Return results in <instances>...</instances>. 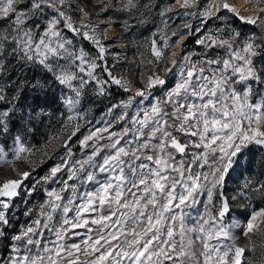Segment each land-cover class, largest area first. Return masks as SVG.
Wrapping results in <instances>:
<instances>
[{
	"label": "snow or ice",
	"instance_id": "6c2138e0",
	"mask_svg": "<svg viewBox=\"0 0 264 264\" xmlns=\"http://www.w3.org/2000/svg\"><path fill=\"white\" fill-rule=\"evenodd\" d=\"M175 2L198 6V0ZM95 4L99 11L91 13L73 0H0V105H7L0 107V165L19 177L0 182V264H264V243L258 248L254 242L264 233V207H252L255 198L264 201V178L245 177L231 200L225 188L240 156L253 144L264 148V0H246L247 15L226 0H211L202 24L223 23L197 38L205 50L199 60L172 51L170 66L158 68L168 63V50L183 53L200 27L194 33L184 24L187 31L170 36L159 28L153 32L145 45L152 58L141 54L150 74L142 71V86L108 108L102 127L88 129L76 158L69 141L80 131L88 89L96 97L110 95L113 87L132 91L131 82L107 63L105 42L112 37L103 34L113 18L106 14H126L120 26L130 33L145 22L143 13L137 18L141 8H153L151 0ZM222 10L231 18L221 17ZM169 11L170 5L159 15ZM160 33L162 45L155 38ZM13 70L18 80L11 78ZM8 88H14L11 98ZM25 88L45 95L56 88L66 110L63 128L75 122L63 141L66 156L31 187L24 184L35 171L30 158L42 150L26 137L44 109L23 103ZM116 125L122 127L112 130ZM17 162L32 172L21 171ZM41 185L43 201L26 209L30 219L16 230L14 198L22 187L31 196ZM237 200L250 209L242 220L233 212ZM238 233L248 244L237 243ZM79 236L85 238L69 242Z\"/></svg>",
	"mask_w": 264,
	"mask_h": 264
},
{
	"label": "rangeland",
	"instance_id": "374dc122",
	"mask_svg": "<svg viewBox=\"0 0 264 264\" xmlns=\"http://www.w3.org/2000/svg\"><path fill=\"white\" fill-rule=\"evenodd\" d=\"M183 0H181V3ZM211 0H198V6L192 7L189 6L188 8H181L180 4L176 3L175 0H172L167 6H171L174 11H169L166 13L165 17H161L159 15L160 11L164 9L165 7H162L158 10H156L152 15H150L147 22H144L143 24H138L136 28L132 32H125L124 29L120 26L125 19H127L126 14L116 12L114 13V16H111L113 18V24L111 28H108L107 31L103 35H107L109 37H112L111 40L106 41L108 45V55H107V63L109 66L115 67V71L117 73H120L124 75L130 82L132 91L125 93L123 90L117 89L116 87H113L111 89V94L104 97H96L93 96L91 89H88V96L83 101L82 105V111L81 114L84 117L79 123L81 124L80 131L76 133L74 137H72V140L69 141V144L72 148V152L76 156V158H80L82 153L79 146L78 141L83 137V135L88 131L89 128H95V127H102L103 120H107L110 117L107 115L108 108L112 104L118 103L122 99H126L127 96L132 95L135 92V89L138 87H141V82L139 79L140 73L143 71L145 75L150 74L147 71L146 64H142V56L143 59H149L151 57V52L147 45L149 43V38L152 37L153 32H155L158 28L163 29L165 32V29H167L166 33L170 36L171 32L173 30L179 29L181 32L187 31L182 26L184 24H189L192 26V30L195 33V29L197 27L201 28L200 33H196L192 36H194L191 40H186L185 42V49L183 53L181 52L180 48H174L168 50V63L166 65H159L158 68L162 69L164 66H170V61L173 58L171 56V52L175 51L177 53V57H181L182 55H192L193 60H199L201 57V54L205 51L202 47L198 46L196 44L197 38L199 36L203 35L204 32L208 31L209 29L214 30L216 24L223 23V21H207V27H204L202 24V20H204V17L202 15L203 10L209 5ZM226 2L229 5L235 6L237 9L240 10L241 15H247L248 12L245 11V8H248V11H251L250 6L246 4V0H226ZM73 3H79L80 6L84 7L87 11L91 13H95L99 11V6H97L94 2H87L84 3L82 0H73ZM166 6V7H167ZM224 11V10H222ZM185 12H191L194 13L193 15H184ZM75 18H79L80 13L79 12H73L72 13ZM107 15V14H106ZM108 16V15H107ZM221 17H227L224 15H220ZM140 16L137 15V18ZM93 20L96 23H99L101 27H105L104 22L101 17L93 16ZM167 20L168 27L164 28L163 21ZM234 25L239 26V24ZM69 35H71L69 33ZM103 35L101 37L103 41ZM163 35V33L158 34L155 38L158 41V44L162 45L163 41L160 39V36ZM173 41H175L176 37L172 38ZM84 48L87 51L92 52L93 54H96V50L92 47V45L87 42H82ZM222 53V50H217ZM18 70H13L11 72V78L12 79H19L18 76ZM173 81L169 80V86ZM54 88H50L47 90V93L52 91ZM56 89V88H55ZM14 93V88H8V95L9 98ZM35 95L38 99H35L34 105L36 108H43L44 109V115H48L47 118L49 121L52 122V125L49 127H45L43 130L40 129L39 136L37 137H26L29 140V143L36 146L37 148H40L42 151L41 153H38L36 156L31 157L33 165H35V171L32 172V167L28 164H25L23 162H17L16 167H18L21 171H29L32 172L33 179H29L24 181V184L27 187H31L32 184L35 182L36 178L44 176L48 170L58 163L62 157L66 156V149L63 146V141L67 140V137L71 135L72 130L75 127V122L72 123L68 128H63V125L65 123V117H66V110L63 108L61 103L57 100L55 105L52 107V109L48 110L47 106H44L42 100L40 97L42 94H45L43 92H37L33 93L28 88L24 89L23 95L25 97H29L30 94ZM59 95V93H58ZM156 95H162V93L157 90ZM7 105H0V107H6ZM56 113V118L52 120V117H50L49 114ZM61 113H65L64 116L61 115ZM118 114V111H115L113 115ZM122 127V125H116L114 129L112 130H119V128ZM54 128V129H53ZM107 135V134H105ZM51 137H59L60 139L52 140L50 144H48V141ZM10 143V141H9ZM103 143V141L101 142ZM47 144V147L45 145ZM256 145H251L242 156H240L236 167L234 170L230 173L228 182L225 186L226 188V195L231 200V197L236 194V192L240 189L245 177H260L264 178V164L260 165L262 167H258L260 164L261 159V153H260V147L259 149L254 148ZM264 149V148H263ZM46 151L48 153L47 156L43 155L42 153ZM247 160L249 163H247ZM43 161V162H41ZM262 163V162H261ZM248 164V165H247ZM247 166V167H246ZM66 176V173H65ZM7 178H13V179H19V177L9 168L8 165H0V182H2L4 179ZM83 190V189H81ZM44 199V193H43V185L38 186L37 190L32 193L31 196L27 194L26 191H24V188L22 187L20 189V194L16 198H14L13 202V209H15V215L13 217L12 223L16 226V230H18L19 225L21 223H25L30 217H26L24 215V212L28 207H32L33 205H36L40 202H42ZM203 199H206V196L203 197ZM27 201V203H25ZM252 207L259 208L264 207V201H261L259 198H255L252 201ZM199 211L203 212V203H201L199 206ZM232 208L234 214L237 216V219H243V217L250 214V209H245L243 206V203L240 200L232 202ZM195 215V213H193ZM17 219V220H15ZM76 231H80L84 233L85 229H77ZM239 235V233H238ZM84 236L79 237H73L71 242H80L82 239H84ZM254 242L256 243L257 247L264 243V233L257 234L254 237ZM237 243L240 246H244L248 244V240L243 236L239 235V239L237 240ZM82 259H86L82 257Z\"/></svg>",
	"mask_w": 264,
	"mask_h": 264
},
{
	"label": "trees",
	"instance_id": "16d2710c",
	"mask_svg": "<svg viewBox=\"0 0 264 264\" xmlns=\"http://www.w3.org/2000/svg\"><path fill=\"white\" fill-rule=\"evenodd\" d=\"M94 1H95V0H88V2H94ZM171 1H172V0H151V3H152V5H153L152 10H151V11H147V10L141 8L140 12H138L137 15L140 16V14L143 13V14H144V20H145V22H147V20L149 19L150 15H152L156 10H158V9H160V8H162V7H166ZM148 2H149V0H142V3H148ZM114 13H115V11H110V12L107 13V15H108L109 17H111V16H114ZM219 15H224V16H227V17L231 18V14L228 13L227 11H221V12L219 13ZM113 18H114V17H113ZM233 22H234L235 24H236V23L239 24V26H240V21H239V20H235V19H233ZM243 27H244L245 29H247V28H250L251 26H249V25H244ZM166 31H167V29H165V32H166ZM193 38H194V36H190V37L188 38V40H191V39H193ZM58 93H59L58 90L54 88L52 91L48 92L47 95L42 94V96L40 97V99L42 100L44 106H47L48 110L52 109V107L55 105V103H56V101H57L56 97L58 96ZM33 97H35V95L33 96L32 93L30 94L29 97H25V96H24L23 103L26 104V105H32V106L36 107V106L34 105L35 100H33ZM37 99H38V98L36 97V100H37ZM49 115H50V117H52V120H53L54 118H56V117H55V116H56L55 111H54V113L49 114ZM47 116H48V115H42V116L38 117V118L34 121V130H33V132H32L29 136H31V137H37V136H39V131H40V129L43 130L45 127H49V126L52 125V122L48 120ZM53 129H54V128H53ZM256 146H257V145H256ZM256 146H254V148L259 149V148H258L259 146H258V147H256ZM260 153H261V159H260V161H259L260 164L258 165V167H262V166H260V165H261V164H262V165L264 164V162H262V157H264V149L261 148V147H260ZM261 162H262V163H261ZM247 163H249L248 160H247ZM247 165H248V164H247ZM246 167H247V166H246ZM15 220H17V219H15Z\"/></svg>",
	"mask_w": 264,
	"mask_h": 264
}]
</instances>
